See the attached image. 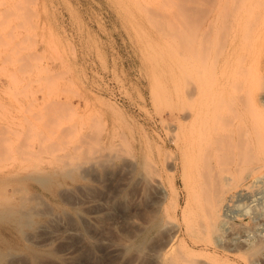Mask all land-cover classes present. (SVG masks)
<instances>
[{
  "label": "rangeland",
  "instance_id": "rangeland-1",
  "mask_svg": "<svg viewBox=\"0 0 264 264\" xmlns=\"http://www.w3.org/2000/svg\"><path fill=\"white\" fill-rule=\"evenodd\" d=\"M252 1L0 0V175L15 173L0 185V264H163L168 233L153 223L167 219L179 226L174 253L264 264V153L223 169L254 195L225 210L220 230L193 237L173 142L200 87L224 91L226 117L259 107L264 119L260 43L228 54Z\"/></svg>",
  "mask_w": 264,
  "mask_h": 264
},
{
  "label": "bare ground",
  "instance_id": "bare-ground-1",
  "mask_svg": "<svg viewBox=\"0 0 264 264\" xmlns=\"http://www.w3.org/2000/svg\"><path fill=\"white\" fill-rule=\"evenodd\" d=\"M253 1H255V0H253ZM256 1L253 3H250V4H254V3H256ZM248 6H250V5L248 4ZM248 6L246 8H248ZM249 8L247 9L246 14H244L245 13L244 12L243 15H241L242 16L241 18L238 17L239 21L241 20V22H240L241 25H240V28L238 29V31L235 32V37L237 39V42H236V40L234 41V39L231 41V44H230L229 50H228L229 51L228 54L231 55L232 54L231 52H234L235 50H237V47H239V46H241V47L244 46L245 51H247V48L252 47L253 44L258 42V44L260 43L259 45H257V46H259L258 52L256 53L257 49H256V51L254 50L255 52H252L253 51L252 50V51H250V56H251V52L254 55H256V62L255 63H258V68H261L264 66V0H263V2H262V0L260 2H257L255 6L252 5ZM236 21H238V20H236ZM242 44H243V46H242ZM241 47H239V48L241 49ZM255 48H257V47H255ZM249 50H251V48ZM249 50L247 51L248 53H244V54H246L245 56H249ZM245 51H243V52H245ZM243 52H241V53H243ZM234 54H236V51ZM254 55H252V57H254ZM239 56L244 57L241 55H239ZM229 57H232V55ZM247 58H250V57H247ZM245 59H246V57H245ZM242 60H244V59L242 58ZM239 61H241V58L239 59ZM253 61H255V59ZM253 61H251V62L254 63ZM242 62L243 61L240 62L241 67H240V63L236 64L237 67L238 66L240 67L239 71H241V73L243 71L242 66L246 65V64H243ZM251 62H248V63L250 64ZM244 63H246V62H244ZM239 67L237 69H239ZM250 67H252V66H250ZM236 68H234V69H236ZM252 68H255V67L253 66ZM252 68L251 69L249 68L248 72L250 70H252ZM231 69H233V68H231ZM237 69L235 70V72L237 71ZM245 70H247V68ZM245 70H244V72H246ZM244 72H243V74H244ZM253 72L254 71H252V74H253ZM234 74H236V73H234ZM262 74H260V75H262ZM238 75H240V73ZM244 75H246V74H244ZM257 75L258 74L256 73L255 76H257ZM253 78H254V75H253ZM257 78L260 79L259 76ZM241 79L243 80V78H241ZM241 79L237 78V80H240L239 82H242ZM255 79H256V77H255ZM235 80H236V78H235ZM247 80H248V78L246 79V81ZM243 82H245V79ZM246 83L247 82H245V84L243 83V85H246ZM248 83H250V81ZM262 84H263V82H262ZM247 85L250 86L251 84L250 85L247 84ZM232 87H233V85H232ZM237 87L235 88V86H234L233 89L238 90ZM243 88H244V86H243ZM239 89H240V87H239ZM240 91H241V89H240ZM262 91H264V90L261 89L260 92H262ZM208 92H209V89L200 87V89L195 93V95L193 97L195 106L193 108L191 106L192 109L189 108L191 110H184V108L180 109V110H182L181 111L182 113L179 110L180 114L179 115L177 114L176 117L179 121V128L181 129L179 131H181V133H180L181 136L179 137L177 135L176 140L173 141L176 144H178L177 150L179 151V154H180V156L179 155L178 156L181 159L182 165L184 167V170H185V173H186V176L188 178L189 185H190V202H191L190 211H191V215L187 219V225H186L187 228L186 229L188 230V232L191 233V235L193 237H195L197 234L201 233V231H204V230H206V231H218V230H220V228L222 226L227 225L226 217L228 216V213L225 210L230 209V207L232 206V204L234 203L235 200L239 199L238 201H240L241 199H249V198H252L254 195V188L252 189L251 186H244L242 184H239V183H241V181L232 185V183L229 181L230 178L228 176L222 175V173L224 171L223 169L225 167H227L228 165H233V164L235 165V168H236V165L241 164V162L245 163V161H248V160H249L248 162H250L252 159H254V157H256V155L257 156L259 155V153H258L259 151H262L264 153V119H263V117H261V114L257 110V109H259V107H257V109H256L257 112L245 111V110L241 111V109L238 111H234L235 109L233 108L234 110L232 109L233 111L230 113V115L228 117H226L222 113L224 109L222 110V112L220 109L224 103V93H223L224 91L221 92V94L219 96H217V97L215 96L214 98L211 97V95L209 96L208 94L210 92L209 93ZM237 92H239V91H237ZM219 93H220V91H219ZM231 94H232V92H231ZM233 95L234 94H232V96ZM235 96H237V95H235ZM259 97H260V102H261L262 106H264V92H262ZM259 97H257L258 98V99H256L257 101L259 100ZM55 100H57V99H55ZM232 100H233V98H232ZM245 100H248V98ZM254 100L255 99L253 98V100H252L253 104L255 102H257L256 100L254 102ZM226 101H227V99H226ZM240 101H241V99H240ZM62 102H65V100L61 101V103ZM67 102H69V100ZM243 102L241 101V104H243ZM249 102H251V101H248V103H247L248 105H249ZM65 103H64L65 107H68L69 106L68 103H67L68 106ZM247 104L245 106H247ZM258 104H259V101H258L257 105ZM243 105L241 107H244ZM250 105H252V104H250ZM54 107L56 109V105H54ZM248 107H247V109H248ZM51 108H53V106H51ZM262 109H263V107H262ZM63 110H64V108L62 109V111ZM66 110L68 111L67 108H66ZM67 111L64 113H67ZM51 115H50V117H51ZM53 115H52V117H53ZM58 117H59V114H58ZM61 118H64V117L61 116ZM238 119L240 121L243 120L244 123L241 124L237 121L236 122L237 124H236L234 121H236ZM177 127H178V125H177ZM174 136L175 135L173 134L172 138ZM169 137H171V136H169ZM178 137H179V139H178ZM42 147L41 148L38 147V148L41 150ZM176 147H177V145H176ZM34 149H36V148H34ZM39 149H38V151H39ZM43 149H45V147ZM30 152L32 153V151H30ZM33 152H36V150ZM39 152L42 153V151H39ZM260 154H261V152H260ZM176 157H177V155H176ZM256 159H257V157H256ZM254 161H256V160L254 159ZM61 162H63V161H61ZM252 163H255V162H252ZM59 164L61 165V163H59ZM65 164L67 165V163H65ZM68 165H67V167H68ZM150 166H149V168H150ZM52 168H54V165ZM52 168H46L45 166H44V168L43 167L39 168L37 165V168H35L34 170L36 173H41L40 175H43L44 172L49 173V175H50V169H52ZM260 169H262V168H260ZM56 170L57 169H55L54 171H56ZM257 171H259V170H257ZM257 171H255V172L257 173ZM149 172H147V173H149ZM51 174L53 175V173H51ZM14 175H15V173L12 171L2 173V175H0V185L5 183L6 181L9 182L13 178ZM257 175H259V174H257ZM44 176H46V175L44 174ZM44 176H41V177H44ZM24 179H26V178H24ZM150 179H152V178H150ZM227 182H228V185L230 183V185H232V186H230V185L227 186L226 185ZM160 191H161L160 196L162 199L167 197L168 192L165 188H162V190H160ZM156 200H158V199H156ZM0 205H1V202H0ZM3 208H2V210H3ZM4 210H5V208H4ZM6 212H4V213H6ZM153 226L159 227L168 233L167 237L165 239H163V240H165L164 244H163L164 252L162 254H160V256H159L160 259L162 260V262L164 260L163 264H204L203 260H202V263H199L197 261H200V260H196V259L193 260L194 258L189 259L187 257L179 255L178 253H174V250H173L174 247L173 246L176 244V243L174 244V241L176 240V238L178 236V232H179V226H178L176 221L167 219V221L165 220V222H160L158 220V221H154ZM156 239H159V238H156ZM159 246H160V244H159ZM175 247H176V245H175ZM186 255H188V254H186ZM156 260H158V259H156ZM158 263H160V262L158 261ZM208 263H210V262L205 261V264H208Z\"/></svg>",
  "mask_w": 264,
  "mask_h": 264
}]
</instances>
